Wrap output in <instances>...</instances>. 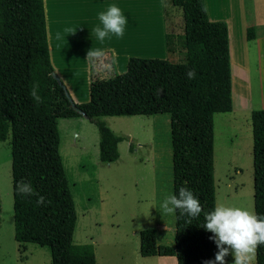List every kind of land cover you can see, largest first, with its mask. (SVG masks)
Wrapping results in <instances>:
<instances>
[{"label":"trees","instance_id":"16d2710c","mask_svg":"<svg viewBox=\"0 0 264 264\" xmlns=\"http://www.w3.org/2000/svg\"><path fill=\"white\" fill-rule=\"evenodd\" d=\"M179 7L183 33H166L171 54L183 60L128 58L127 68L102 78L92 71L89 100L72 101L50 62L43 0H0V142L10 134L13 237L18 243L47 246L51 264H96L93 245L74 243L76 210L59 153V118L84 115L98 132V158L118 156L115 134L104 115L168 114L173 192L190 189L201 213L175 214L173 245L156 243L154 227L139 231V254L174 255L177 264H203L217 251L201 223L216 206L214 185V115L232 110L228 26L210 20L204 0H167ZM248 26L246 39L254 38ZM195 76L188 79L187 69ZM107 69H111L108 67ZM35 87L39 100L31 95ZM253 209L264 215V108L251 111ZM31 184L33 194L17 192V182ZM39 196L44 203L37 204ZM264 264V245L255 249Z\"/></svg>","mask_w":264,"mask_h":264},{"label":"rangeland","instance_id":"374dc122","mask_svg":"<svg viewBox=\"0 0 264 264\" xmlns=\"http://www.w3.org/2000/svg\"><path fill=\"white\" fill-rule=\"evenodd\" d=\"M245 1L247 16L253 11L262 21L264 0ZM163 5L174 10L169 31L179 37L183 33L181 9L167 0ZM177 48L174 55L166 49L164 58L183 60V49ZM248 57V71L247 64L242 67H246L243 70L248 79L246 104L233 100L231 111L214 115V185L216 205L240 206L254 213L251 111L264 107V47L260 52L255 42L248 41ZM99 62L102 60L93 59L94 72L101 67ZM113 69L102 70L98 76L118 73ZM99 118L124 137L118 142L119 156L113 162L98 158L94 122L84 115L58 119L59 153L76 210L73 242L92 244L97 264H138L139 231L160 221L159 201L166 193L162 169L172 170L169 117L163 113ZM12 202L8 134L0 142V264H51L47 246L14 240ZM171 215L175 220L174 213ZM224 259L225 264H231L233 258L229 253ZM241 261L256 264L255 251L242 255Z\"/></svg>","mask_w":264,"mask_h":264},{"label":"crops","instance_id":"0c3cea01","mask_svg":"<svg viewBox=\"0 0 264 264\" xmlns=\"http://www.w3.org/2000/svg\"><path fill=\"white\" fill-rule=\"evenodd\" d=\"M112 3H115L127 17L124 35L119 38L111 35L100 43L91 29L99 23L97 13ZM204 4L210 20H223L228 26L233 109V100L238 102L241 99L246 104L245 86L248 85V79L244 71L246 67H242L247 64L246 72L248 71L247 27L252 26L255 34L249 43L255 42L262 52L264 17L262 21H258L253 11L248 17L244 8L245 0H204ZM43 6L50 62L54 73L75 103L89 100L92 71L98 76L102 70L110 67L111 70L114 68L115 72L122 73L126 70L130 56L164 58L167 49L166 33L171 26L170 19H175L174 10L164 8L163 0H43ZM262 8L264 9V5ZM69 29L74 31L68 33ZM94 49H101L102 55L86 57L87 51ZM94 58L102 60L99 62L101 66L99 72H94ZM238 75H242L243 78L242 89L238 87ZM249 98L248 95L247 105L250 104ZM162 172L163 188H166L163 193L173 192V167L172 170L162 169ZM161 214L160 221L154 225L156 243L173 245L175 220L171 214ZM95 255L97 257L96 251ZM137 262L177 264L174 255L141 256Z\"/></svg>","mask_w":264,"mask_h":264},{"label":"clouds","instance_id":"9594fccd","mask_svg":"<svg viewBox=\"0 0 264 264\" xmlns=\"http://www.w3.org/2000/svg\"><path fill=\"white\" fill-rule=\"evenodd\" d=\"M97 19L99 23L91 29V32L100 43L111 35L117 38L124 35L127 17L115 3L109 4L105 10L98 12ZM73 31L69 29L68 33ZM100 55H102L101 49L89 50L86 53V57ZM185 75L188 79H192L195 71L189 68ZM30 95L35 100H39L35 87ZM16 190L21 195L33 194L31 184L25 181L17 182ZM44 202L43 196H39L36 200L37 204ZM159 209L165 215L179 211L180 214H186L190 218L197 217L202 211L197 197L186 187L163 194L159 201ZM200 226L211 233L209 239L213 241L217 249L214 257L204 261L203 264H225L224 258L229 253L233 258L231 264H242V255L254 253L258 245H264V215L258 216L244 207L217 204L204 213V221Z\"/></svg>","mask_w":264,"mask_h":264},{"label":"bare ground","instance_id":"6f19581e","mask_svg":"<svg viewBox=\"0 0 264 264\" xmlns=\"http://www.w3.org/2000/svg\"><path fill=\"white\" fill-rule=\"evenodd\" d=\"M232 16V15H231ZM237 17V16H236ZM232 24V23H231ZM238 24V23H237ZM234 81H235V74H234ZM235 83H236V81H235ZM236 85H237V83H236ZM235 84H234V86H236ZM242 86H243V78H242V75H238V87H240L241 89H242Z\"/></svg>","mask_w":264,"mask_h":264}]
</instances>
